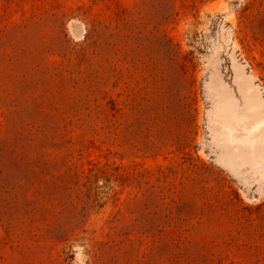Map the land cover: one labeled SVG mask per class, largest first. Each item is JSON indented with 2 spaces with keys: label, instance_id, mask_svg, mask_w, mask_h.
<instances>
[{
  "label": "rangeland",
  "instance_id": "374dc122",
  "mask_svg": "<svg viewBox=\"0 0 264 264\" xmlns=\"http://www.w3.org/2000/svg\"><path fill=\"white\" fill-rule=\"evenodd\" d=\"M0 264H264V0H0Z\"/></svg>",
  "mask_w": 264,
  "mask_h": 264
}]
</instances>
